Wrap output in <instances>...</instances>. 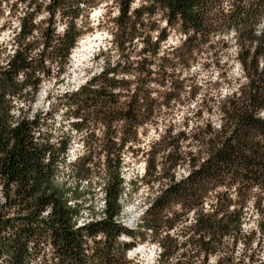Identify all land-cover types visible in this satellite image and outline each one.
I'll use <instances>...</instances> for the list:
<instances>
[{"label": "trees", "instance_id": "trees-1", "mask_svg": "<svg viewBox=\"0 0 264 264\" xmlns=\"http://www.w3.org/2000/svg\"><path fill=\"white\" fill-rule=\"evenodd\" d=\"M136 1L140 4L132 8ZM20 3L17 27L0 57V264H127L126 253L134 243H120L119 238L142 234L119 222L120 152L143 123L138 103L133 97L121 100V80L108 77V71L61 96L74 119L72 131L80 133L88 124L103 130L98 150L103 157L101 216L79 222L88 209L79 182L87 183L91 155L69 163V135L55 137L46 119L30 111L42 82L65 72L81 36L77 20L85 3ZM158 12L167 27H179L187 53L213 36L232 32L246 83L225 98L220 122L199 140L188 174L172 180L153 199L139 228L157 234L159 216L179 205L193 212L190 242L202 264L211 256L214 264H264L254 254L234 257L245 205L255 198L259 209L264 196V119L259 117L264 110V31L258 30L264 0H118L114 22L120 35L133 38L140 36L145 17ZM58 18L61 33L55 30ZM165 38L164 31L153 42L147 36V51L155 54ZM67 167L77 181L72 187L60 182ZM169 242L167 236L156 240L159 260L174 253Z\"/></svg>", "mask_w": 264, "mask_h": 264}, {"label": "rangeland", "instance_id": "rangeland-1", "mask_svg": "<svg viewBox=\"0 0 264 264\" xmlns=\"http://www.w3.org/2000/svg\"><path fill=\"white\" fill-rule=\"evenodd\" d=\"M83 1L85 9L77 20L81 36L71 50L65 72L61 77L54 75L42 82L30 111L32 115L39 114L46 119L55 137L69 135V163L72 164L76 157L85 159L91 155L86 165L91 174L87 183L79 182L84 191L82 200L88 208L79 222L101 216L103 157L98 150L103 130L88 124L80 133L72 131L74 119L66 111L61 96L108 71V77L121 80V100L135 98L143 119L120 152L123 193L119 222L142 234L133 239L119 238L120 243H134L132 251L126 253V263L202 264L190 242L193 212H185L179 205L165 210L155 225L158 226L157 234L139 226L153 199L172 180L178 181L188 174L191 158L198 152L199 140L220 122L219 108L225 98L246 83L236 60L238 48L234 34L227 32L213 36L209 42L187 53L182 47L185 37L179 27H167L160 12L145 17L140 36L129 38L120 35L114 22L118 15V0ZM139 4L136 1L131 7ZM21 12L20 0H0V57L5 54L4 48L8 46L12 30L17 27ZM62 28L63 23L56 19V32L61 33ZM148 28L154 30L148 31ZM258 30L264 31V20ZM161 31L166 38L152 54L147 51L149 45H145V40L148 36L153 42ZM94 36L95 41L85 43L87 37ZM259 117L264 119V110L259 112ZM90 132L93 135L87 138ZM69 169L71 167L62 171L60 182L72 187L77 181L69 174ZM255 200L250 198L245 205L242 237L234 249L235 258L254 254L264 260V196L259 209H255L258 204ZM206 203H209L208 199ZM165 236L174 253L168 259L159 260L156 240ZM226 242L229 243L228 239ZM214 259L211 256L206 264H214Z\"/></svg>", "mask_w": 264, "mask_h": 264}, {"label": "bare ground", "instance_id": "bare-ground-1", "mask_svg": "<svg viewBox=\"0 0 264 264\" xmlns=\"http://www.w3.org/2000/svg\"><path fill=\"white\" fill-rule=\"evenodd\" d=\"M93 40H94V41L96 40V36H94L93 38H92V37H87L86 40H85L86 42H85V41H84V42H85V43L88 42V44H90V43H92ZM81 46H82V45H81ZM136 249H137V248H135V250H136ZM131 251H132V250H131Z\"/></svg>", "mask_w": 264, "mask_h": 264}]
</instances>
